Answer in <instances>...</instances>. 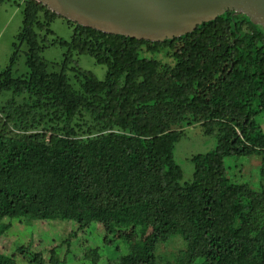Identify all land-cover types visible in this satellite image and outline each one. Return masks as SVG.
Here are the masks:
<instances>
[{
	"label": "trees",
	"instance_id": "trees-1",
	"mask_svg": "<svg viewBox=\"0 0 264 264\" xmlns=\"http://www.w3.org/2000/svg\"><path fill=\"white\" fill-rule=\"evenodd\" d=\"M23 17L28 75H13L18 50L0 73L1 90L29 98L0 112V216L98 223L108 244H130L118 264H264V26L227 10L193 32L151 41L84 26L38 0L26 1ZM57 18L75 27L59 44L92 56L104 79L79 68L76 90L65 73L48 70L41 53ZM81 109L102 133L78 135L72 122ZM189 114L208 135L218 128V143L192 157L194 177L183 183L174 127ZM47 118L63 124L48 140L34 130ZM253 155L259 189L232 180L225 163ZM9 228L0 224V237ZM177 235L185 247L162 263L160 242Z\"/></svg>",
	"mask_w": 264,
	"mask_h": 264
},
{
	"label": "rangeland",
	"instance_id": "rangeland-1",
	"mask_svg": "<svg viewBox=\"0 0 264 264\" xmlns=\"http://www.w3.org/2000/svg\"><path fill=\"white\" fill-rule=\"evenodd\" d=\"M26 1H0V73L9 66L12 55L18 50L19 57L13 70L14 77H24L29 72L26 65L27 45L19 40V35L23 31ZM74 28L70 22L57 18L51 26L53 34L48 36L49 44L42 40L46 31L39 33L41 43H44L41 55L48 65V70L65 73L74 89L79 90L84 81L79 68L93 71L101 80L105 78L107 69L98 65L92 56L70 53L59 44L58 38L71 40ZM141 55L155 57L164 63H173L164 52L152 54L144 50ZM12 99L17 105L25 104L29 100L25 94L18 95L0 89V112ZM258 105L259 101H256V106ZM93 118V115L84 109L77 113L72 126L80 137L87 138L104 131ZM258 120L264 129V113L260 114ZM62 125L49 118L45 121L41 119L34 125V130L46 132L48 140L52 133L62 128ZM174 129L182 134L181 140L176 144L174 158L183 169V183L191 182L195 171L192 157L216 148L218 128L214 135H208L204 121L189 114L183 119L182 124L175 126ZM225 163L228 176L232 180L246 182L255 189L262 186L258 156L227 157ZM2 223H9L10 228L0 237V264H118L121 258L130 252V244L123 240L117 239L114 244H108L105 241L104 228L95 222L81 228L74 221L60 219L27 221L0 216V224ZM184 247L185 242L178 235L160 242L158 254L162 263L178 254Z\"/></svg>",
	"mask_w": 264,
	"mask_h": 264
},
{
	"label": "water",
	"instance_id": "water-1",
	"mask_svg": "<svg viewBox=\"0 0 264 264\" xmlns=\"http://www.w3.org/2000/svg\"><path fill=\"white\" fill-rule=\"evenodd\" d=\"M87 27L151 41L193 32L227 10L264 26V0H38Z\"/></svg>",
	"mask_w": 264,
	"mask_h": 264
}]
</instances>
